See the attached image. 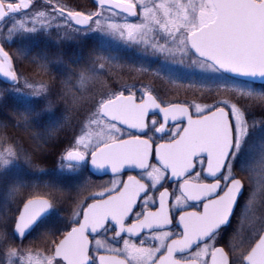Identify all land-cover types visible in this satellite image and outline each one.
Instances as JSON below:
<instances>
[{"label":"snow or ice","instance_id":"snow-or-ice-1","mask_svg":"<svg viewBox=\"0 0 264 264\" xmlns=\"http://www.w3.org/2000/svg\"><path fill=\"white\" fill-rule=\"evenodd\" d=\"M0 77V264H264V0H0Z\"/></svg>","mask_w":264,"mask_h":264},{"label":"rangeland","instance_id":"rangeland-1","mask_svg":"<svg viewBox=\"0 0 264 264\" xmlns=\"http://www.w3.org/2000/svg\"><path fill=\"white\" fill-rule=\"evenodd\" d=\"M111 47L112 50L114 49H118L120 48L121 50L126 51V61L127 65H131V64H135L138 62V57H139V50L136 49L134 46H126L123 42L120 41H112L111 42ZM15 49V46H13V51ZM122 64V62H118L117 61V66L114 67L111 71V79L115 80L117 74H120V82L121 83H144V84H150L154 87L157 88V90H160L162 88L167 89L169 91V96L165 97V98H170L173 100L179 99L181 101L184 100H188V101H197L200 102L202 95H206V93H201L199 90L197 89H189V88H175V87H169L166 84L158 81V80H154L151 76H147V77H141L138 74H135V78H130V74L132 73V69L130 67H127V65L123 68L119 67L118 65ZM125 65V64H124ZM18 68L21 72L24 73L25 76H27L29 79L40 83H48L51 84L52 80H51V76H57V74H60V70L59 68H61V66H57L54 68L53 70V74H45L40 72L38 69H33V67L25 64L23 66L18 65ZM55 76V77H56ZM107 79L105 77H101L100 80L93 82L91 85H89L91 92L95 93L96 95H99L102 91H106V87L104 85V80ZM56 80H58V78L56 77ZM259 87V85H257ZM58 83L56 85H54V91L58 88ZM219 98H225V97H219ZM109 178L104 179L103 181L108 180ZM102 181V182H103ZM260 207L257 206L256 210H259ZM261 210H259L257 212V215H259Z\"/></svg>","mask_w":264,"mask_h":264},{"label":"trees","instance_id":"trees-1","mask_svg":"<svg viewBox=\"0 0 264 264\" xmlns=\"http://www.w3.org/2000/svg\"><path fill=\"white\" fill-rule=\"evenodd\" d=\"M73 2L74 3H79V4H81V5L85 6V7H90L91 6V0H73ZM34 50H36V49H34ZM113 55L116 56L118 62H122V64H125V65L129 64L126 61V56H127L126 51L121 50L120 48L114 49L113 50ZM33 69H36V68L33 67ZM59 70H60V74H57V76L55 75L58 78V80L62 79V69L59 68ZM51 75H54L53 72L51 73ZM5 86H6V84L0 80V87H5ZM58 86H59V84H58ZM12 102L13 101L11 99H9L8 103L11 104ZM44 166L46 168H50L52 166V160L49 159V161ZM92 179L96 183H102V181H103V179H99V178H96V177H92ZM64 215H65V213L62 212L61 213V217H63ZM25 243H28V242L25 241Z\"/></svg>","mask_w":264,"mask_h":264},{"label":"flooded vegetation","instance_id":"flooded-vegetation-1","mask_svg":"<svg viewBox=\"0 0 264 264\" xmlns=\"http://www.w3.org/2000/svg\"><path fill=\"white\" fill-rule=\"evenodd\" d=\"M253 180H254V182H257V181L259 180L258 175H256L255 173H254V175H253ZM257 206H259V193H258V199H257V205H256V208H257ZM259 210H260V209H259ZM259 210H256V211L258 212Z\"/></svg>","mask_w":264,"mask_h":264},{"label":"water","instance_id":"water-1","mask_svg":"<svg viewBox=\"0 0 264 264\" xmlns=\"http://www.w3.org/2000/svg\"><path fill=\"white\" fill-rule=\"evenodd\" d=\"M0 79H2L4 81L3 77H0ZM97 177H100V176H97Z\"/></svg>","mask_w":264,"mask_h":264}]
</instances>
